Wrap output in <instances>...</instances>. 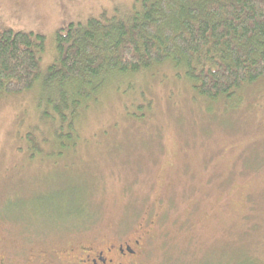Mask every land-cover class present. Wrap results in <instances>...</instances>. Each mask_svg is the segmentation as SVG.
I'll list each match as a JSON object with an SVG mask.
<instances>
[{
  "label": "rangeland",
  "instance_id": "rangeland-1",
  "mask_svg": "<svg viewBox=\"0 0 264 264\" xmlns=\"http://www.w3.org/2000/svg\"><path fill=\"white\" fill-rule=\"evenodd\" d=\"M142 1L0 0V30L44 36L39 79L0 93V230L14 264L133 236L139 264H264V77L213 100L183 66L153 63L107 75L70 127L41 88L61 27L124 19Z\"/></svg>",
  "mask_w": 264,
  "mask_h": 264
},
{
  "label": "trees",
  "instance_id": "trees-1",
  "mask_svg": "<svg viewBox=\"0 0 264 264\" xmlns=\"http://www.w3.org/2000/svg\"><path fill=\"white\" fill-rule=\"evenodd\" d=\"M55 43L59 62L41 88L55 89L61 100L52 106L68 127L107 75L167 60L185 68L199 94L217 100L264 77V0H143L124 19L70 22ZM43 46L39 33L0 30V93L32 87Z\"/></svg>",
  "mask_w": 264,
  "mask_h": 264
},
{
  "label": "flooded vegetation",
  "instance_id": "flooded-vegetation-1",
  "mask_svg": "<svg viewBox=\"0 0 264 264\" xmlns=\"http://www.w3.org/2000/svg\"><path fill=\"white\" fill-rule=\"evenodd\" d=\"M5 240V232L0 230V264H14L9 258ZM141 241L143 239L140 236H133L127 239H112L101 247L79 245L75 251L69 248L67 256L49 254V260L40 264H139L144 248Z\"/></svg>",
  "mask_w": 264,
  "mask_h": 264
}]
</instances>
